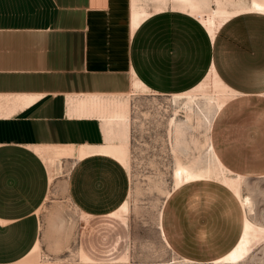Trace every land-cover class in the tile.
<instances>
[{
    "label": "crops",
    "instance_id": "obj_1",
    "mask_svg": "<svg viewBox=\"0 0 264 264\" xmlns=\"http://www.w3.org/2000/svg\"><path fill=\"white\" fill-rule=\"evenodd\" d=\"M241 19L212 41L195 18L171 10L133 30L131 0H0V264H27L37 243L42 251L41 216L58 193L52 168L65 161V190L86 217L125 203L127 166L106 148H122L114 136L123 129L109 120L128 110L135 80L153 96L184 93L214 63L241 93L224 109L247 98L222 65L226 49L233 64L241 33L253 35ZM54 148L71 155L50 164Z\"/></svg>",
    "mask_w": 264,
    "mask_h": 264
},
{
    "label": "rangeland",
    "instance_id": "obj_2",
    "mask_svg": "<svg viewBox=\"0 0 264 264\" xmlns=\"http://www.w3.org/2000/svg\"><path fill=\"white\" fill-rule=\"evenodd\" d=\"M241 20L253 35L248 32L246 38L241 33L234 42L233 64L231 50L226 49L222 65L241 85L239 89L249 93L247 98L229 104L215 117L211 129L192 119L179 146L169 120H186L180 105L171 103L168 96L127 99L130 131L115 135L114 143L127 149L129 213L121 218H82L65 190L70 169L65 161L58 193L47 201L41 216L42 261L215 264V259L237 243L245 215L264 225V16L244 15ZM207 138L229 169L245 175L242 196L252 197V211L243 208L231 190L216 180L186 184L167 198L173 190L177 159L195 161L204 154ZM161 213L165 237L160 230ZM239 264H264V241Z\"/></svg>",
    "mask_w": 264,
    "mask_h": 264
},
{
    "label": "bare ground",
    "instance_id": "obj_3",
    "mask_svg": "<svg viewBox=\"0 0 264 264\" xmlns=\"http://www.w3.org/2000/svg\"><path fill=\"white\" fill-rule=\"evenodd\" d=\"M168 10L195 18L203 25L212 41H215L219 31L235 18L251 14L264 16V0H131L133 30L151 15ZM132 93L135 95H152L150 90L139 80H135L133 83ZM238 95H241V93L224 82L213 63L205 78L197 86L187 92L168 96L171 103L181 106L186 117L185 121H177L176 118L169 120L170 126L175 131L176 145L179 146L182 143L180 138L185 135L186 126L192 119H196L198 125L211 129L215 117ZM126 107H128V104H126ZM112 118L115 119L109 120V123H115L117 127H123L126 132L130 131L131 120L128 116V110L119 112L116 117ZM203 147L204 154L200 155L195 161L185 163L180 158L177 159L172 179L174 181L173 190L168 193L167 198L171 196L172 192L186 184L216 180L231 190L243 208L248 207L252 211L254 205L252 197L242 196V183L245 181V176L234 174L224 165L209 138L206 139ZM106 149L108 153L119 158L121 162L127 165L126 147L108 146ZM69 155H71V150L68 148H54L49 162L54 164L56 158ZM62 173V167L52 168L51 188L53 193L54 189L58 188V178L62 176ZM130 196L131 191L125 203L119 209L112 211L108 217L121 218L127 215L130 208ZM80 216L86 218V214L83 212ZM162 219L163 215L161 213V232ZM252 221L245 215L243 230L237 243L226 254L215 259L213 261L215 264H239L246 259L254 248L264 241V225H258ZM39 254L40 248L37 243L33 254L26 257L23 262L27 264H48L40 259ZM184 260L188 261L187 259Z\"/></svg>",
    "mask_w": 264,
    "mask_h": 264
}]
</instances>
